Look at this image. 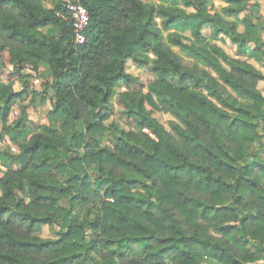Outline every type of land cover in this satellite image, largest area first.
Returning <instances> with one entry per match:
<instances>
[{
	"label": "trees",
	"instance_id": "16d2710c",
	"mask_svg": "<svg viewBox=\"0 0 264 264\" xmlns=\"http://www.w3.org/2000/svg\"><path fill=\"white\" fill-rule=\"evenodd\" d=\"M219 1L238 15L249 0ZM83 3L89 20L77 44L63 0H0V79H22L25 68L39 72L46 76L49 114L66 110L60 123L25 139L26 106L8 120L28 83L19 91L0 88V137L19 146L12 159L26 157L0 175V264H264V160L256 151L264 135L262 78L218 47L219 58L201 51L209 45L201 27L257 61H264V42L208 12L206 0ZM156 16L163 27L195 20L193 43L178 35L170 42L214 75L182 65L167 45L151 42L158 37ZM242 22L253 26L247 15ZM129 59L150 72L146 91L126 70ZM120 83L125 89L116 92ZM111 99L132 129L105 124ZM145 103L181 125L167 130ZM104 134L113 147L100 146ZM40 224L56 227V238L32 234ZM130 244L139 246V256ZM248 245L255 249H243Z\"/></svg>",
	"mask_w": 264,
	"mask_h": 264
},
{
	"label": "rangeland",
	"instance_id": "374dc122",
	"mask_svg": "<svg viewBox=\"0 0 264 264\" xmlns=\"http://www.w3.org/2000/svg\"><path fill=\"white\" fill-rule=\"evenodd\" d=\"M146 2H152L154 4H159L161 0H144ZM46 6H50V2H45ZM206 8L208 12L219 14L225 21L234 24L239 32L248 31L250 32L257 40H262L264 42V0H249L247 9L238 15H229L224 11L225 6L227 5L225 2L219 0H206ZM175 8H179L185 10L186 12H192L190 8H184L182 5L174 4L172 5ZM249 16L250 20L253 23L252 27L247 28L243 22L242 18L244 16ZM195 24V20H185L178 21L176 24L163 27L161 24L160 17H155V25L154 28L158 32L157 38H150L151 42L157 43L161 42L167 45L176 56L180 59L182 65L186 67H190L199 71H207L208 73L213 74L210 68L204 63L203 60L194 57L187 53L184 50H181L179 47L175 46L172 42H170L169 37L172 35H178L182 38V40L186 43H193L192 38V29ZM51 30V28H49ZM47 31V29H45ZM202 36L205 38L206 42L209 44L207 47H202L201 51L206 52L207 54L219 58L215 52V47L220 48L224 53L229 55L232 58H236L238 60H242L252 66L261 76L262 79L258 82V88L264 94V61H257L252 53L244 48L240 49L235 44H233L229 38L224 35H215L212 28L209 25H203L201 27ZM144 56H146L149 60L153 58L151 53H143L141 50L137 48ZM126 70L134 76L140 78V81L143 83L148 77L151 76L150 72L147 68H141L136 65L132 60H127L126 62ZM23 73L26 77L19 79V77H3L0 79V88L2 86L10 85L12 90L19 91L24 86L22 81L26 80L28 83L27 93L23 95L21 98H18L12 103L9 121H13L18 116L20 109L26 106V111L28 115V124H27V133L24 135L28 139L32 134L39 131L42 126L48 125L51 121L54 124L60 123L63 119L65 109L59 110L58 114H49L53 110V106L51 100L49 98L50 94L45 92V78L46 76L41 75L39 72L34 73L29 68H25ZM122 84V83H121ZM122 86V87H121ZM116 87V92L125 89L124 84ZM137 86L143 87L144 91V83L138 84ZM44 98V99H43ZM244 103H247L245 99L239 98ZM115 105V104H114ZM113 105V99H111L110 105L104 107L103 111L109 115L108 119L105 120V124L109 122H115L119 127L124 129H132L126 119L120 115L115 109ZM145 108L148 109L152 116L158 120L167 130H171V123H176L181 125L180 121L170 112L165 109L153 110L150 106L145 103ZM56 122V123H55ZM2 124H0V134H2ZM174 136V133H172ZM99 144L100 146H109L110 148L115 145L114 140L108 135L104 134L99 136ZM176 139V137L174 136ZM262 147H257L256 151L259 157L264 160V135L262 136ZM20 152L19 146L17 144L12 143L5 135H1L0 137V175L3 174L9 168H18L22 164L26 162V157L20 159H12V156L18 155ZM260 181L264 183V177L260 178ZM26 188L24 191H18V195L20 197L25 196ZM108 200L112 201V199L108 198ZM81 212V211H80ZM177 217L182 222V218L177 212H174ZM187 228V226H184ZM23 232H28L25 227H21ZM57 228H50L48 225L40 224L31 231L32 234L39 236L41 238H56ZM215 236H219L218 234L211 231ZM95 235L91 233L89 230L87 231V239H94ZM226 238V237H225ZM227 239V238H226ZM131 251L134 252V255L139 256L141 254V250L137 244H130ZM254 250L255 248L252 245H248L247 248ZM128 255L131 256L130 253ZM128 259V258H126ZM125 260V259H124ZM259 263H262L263 260H259Z\"/></svg>",
	"mask_w": 264,
	"mask_h": 264
},
{
	"label": "built area",
	"instance_id": "2783aa9c",
	"mask_svg": "<svg viewBox=\"0 0 264 264\" xmlns=\"http://www.w3.org/2000/svg\"><path fill=\"white\" fill-rule=\"evenodd\" d=\"M83 2L84 0H63L62 9L69 15L73 39L77 44L84 43V31L89 20L88 11ZM56 14L61 15L63 13L59 11Z\"/></svg>",
	"mask_w": 264,
	"mask_h": 264
},
{
	"label": "crops",
	"instance_id": "0c3cea01",
	"mask_svg": "<svg viewBox=\"0 0 264 264\" xmlns=\"http://www.w3.org/2000/svg\"><path fill=\"white\" fill-rule=\"evenodd\" d=\"M40 68H41V69H44V70L46 69V71H45V72H46V74H47V68H46L44 65H41V67H40ZM121 85H122L121 83H120V84H118V86H121ZM118 86H116V87H118ZM121 87H122V86H121Z\"/></svg>",
	"mask_w": 264,
	"mask_h": 264
}]
</instances>
